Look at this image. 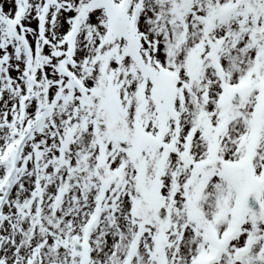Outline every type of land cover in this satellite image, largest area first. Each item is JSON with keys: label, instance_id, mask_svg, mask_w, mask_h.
<instances>
[{"label": "snow or ice", "instance_id": "6c2138e0", "mask_svg": "<svg viewBox=\"0 0 264 264\" xmlns=\"http://www.w3.org/2000/svg\"><path fill=\"white\" fill-rule=\"evenodd\" d=\"M0 264H264V0H0Z\"/></svg>", "mask_w": 264, "mask_h": 264}]
</instances>
